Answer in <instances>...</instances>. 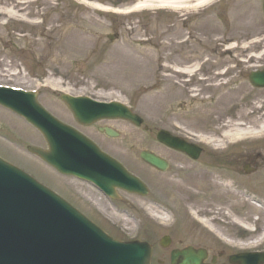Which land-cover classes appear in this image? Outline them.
<instances>
[{
  "label": "rangeland",
  "instance_id": "1",
  "mask_svg": "<svg viewBox=\"0 0 264 264\" xmlns=\"http://www.w3.org/2000/svg\"><path fill=\"white\" fill-rule=\"evenodd\" d=\"M87 1L120 8L135 2ZM12 4L20 7L14 9V18L0 15L2 83L30 89L35 87L37 80H54L53 84L87 92L115 90L131 100L138 113L146 123L153 124L155 130L158 126L152 123V118L163 116L167 123L163 125L172 126V121H178L188 129L203 130L212 135L221 129L207 126L211 115L216 114L219 119V115L231 113L232 118L240 120L243 113L253 116L264 113V109L261 112L255 109V102L264 101V89L254 88L248 79L250 71L264 67V61L257 65L255 61L249 62L250 56L264 53V46L256 45V40L263 36L256 33L264 30V0H219L205 8L204 11L209 13L200 17L197 16L199 13L185 16L175 10L152 9L128 18L94 9L77 0H0V8ZM207 58H211L212 68L209 64L204 66L202 83L192 91L198 96L192 98L188 96L190 90L186 89L188 81L181 79L183 74L177 75L174 68L193 61L205 63ZM229 64L232 77L218 79L223 76L219 72ZM152 86H156L155 91H150ZM201 90L203 93L199 92ZM44 94L40 103L59 111L55 102L46 100L48 97ZM62 110L63 116L68 115L67 109ZM126 123L124 126L121 123V137L139 138L138 152L145 148L155 149L172 161V169L159 176L139 158L132 156L134 158L129 160L131 164L136 161L137 170L145 172L155 180L159 190L169 194L171 209L178 213L183 190L195 193L190 186L202 181L198 176L193 180L184 178L181 171L191 168L198 172L200 168L188 165L178 155L173 157L160 150L162 145L155 139V131L146 132L143 126L137 128ZM0 125L1 153L53 183V170L26 151V145H42V137L21 117L2 106ZM263 125L249 129H260ZM219 176L220 170L215 168L213 181L219 180ZM234 180H244L253 188H261L258 196H264V169L244 179L237 174ZM236 201L244 202L238 195ZM138 211L139 214L125 210L113 216L124 230L120 237L128 239L138 234L141 239L151 241L155 245L153 264H170V257L159 242L164 234L171 233V224L160 225L158 220L151 218L149 209ZM137 215L140 218L133 219ZM254 215L251 214V218ZM261 218L264 224V215ZM179 235L174 236L173 246L178 243Z\"/></svg>",
  "mask_w": 264,
  "mask_h": 264
},
{
  "label": "flooded vegetation",
  "instance_id": "2",
  "mask_svg": "<svg viewBox=\"0 0 264 264\" xmlns=\"http://www.w3.org/2000/svg\"><path fill=\"white\" fill-rule=\"evenodd\" d=\"M194 64L195 62L193 61L179 67H190ZM209 68H212V66ZM209 71L210 70H207L206 72ZM203 76V68L201 64H199L192 72H184V75L179 77L183 80H191L190 86L193 90L200 83ZM211 76L215 77V75ZM230 77H232V74L227 73L223 75L222 78ZM155 87L156 86L152 88L154 89ZM54 102L59 111L48 106L46 107L50 109L57 119L71 127L75 134L80 133L87 140L93 142L101 151L108 154L112 159L121 162L129 170L131 169L124 159L125 157H138V155L141 154L136 149L137 145L134 143L139 139H123L121 137L122 128L121 124H119L121 122L120 120H101L92 125H84L63 101L58 99ZM61 108L67 109L68 115L63 116L65 114H62L64 111ZM214 118L215 116L211 120V125L224 128L223 130L229 126L228 122L232 121L228 114L219 119ZM107 127L111 128L116 136H110L105 130H102ZM75 144H77V142L73 140V145ZM145 150L162 155L155 149L146 148ZM166 151L172 156H180L188 165L200 168L198 172H196V170H191V168L187 172L185 171L183 173L185 174L184 178L193 180L198 176L202 181L201 184L199 183L200 181H198L196 184L193 183L194 185L190 186V189L193 191L195 190V193L183 190L182 196L184 200L180 202V229L172 232V235L170 234L172 243L174 241L172 240V236L174 238L177 233L180 234L179 240L174 246H169L163 250L167 256H171V252L174 249L183 250L193 248L199 252L200 256L205 257L203 259V264H232L231 258L239 254V252L221 244L214 236L207 232L202 225H198V223L194 221V216L210 225L213 230L220 233L226 239L241 244L250 241L264 230V228L260 226L252 235L251 211L245 202L236 201V195L241 197V194L236 193V190L239 188L235 185L234 181V177L237 174L240 178H244L249 176L252 172L256 173L259 172L258 170L261 168L264 169V145H248L236 151L233 149L221 155L213 153L208 148H201L200 156L197 159L191 158L186 153H178L169 148H166ZM82 152H84V150L78 147L77 153L79 155L82 157L88 156ZM129 152L137 153V156H135V154H129ZM204 167L206 168L204 169ZM215 168L220 170L221 175L216 182L213 181L212 177ZM152 170L157 173L154 168ZM89 171L93 174L99 173L98 170L91 166ZM87 174H89V172H86V166L84 168V174L82 175H77L75 172H71L70 174L62 173L55 168L53 188L71 204L100 224H104L105 220L101 210L106 209L105 206L107 203L130 206L133 204L130 201L131 198H142L139 197V195L129 194L118 187L113 189L112 194L116 196V198H113L111 194L105 192L96 182L87 178ZM220 178L222 180H220ZM241 182V188L245 189L247 183H245L244 180ZM226 184H228V186H226ZM148 185L150 188V195L147 197L149 199V207L154 209L164 207L165 203L162 199L167 198L166 193H156V186L152 181H149ZM102 203H105V205Z\"/></svg>",
  "mask_w": 264,
  "mask_h": 264
},
{
  "label": "water",
  "instance_id": "3",
  "mask_svg": "<svg viewBox=\"0 0 264 264\" xmlns=\"http://www.w3.org/2000/svg\"><path fill=\"white\" fill-rule=\"evenodd\" d=\"M251 81L256 86H264V70L253 72ZM28 108L23 110L14 105L15 95L0 92V103L14 108L37 124L47 137L50 152L30 148L45 160L53 163V139L42 126L39 117H47L33 96H25ZM69 103L70 100L67 99ZM119 116L140 125L143 120L132 114L127 108L119 106ZM39 119V120H38ZM159 139L178 150L195 156L193 146L164 132ZM143 158L158 168L165 169L163 160L143 154ZM0 168L7 169V205L0 208V222H7V230L0 232V264H151L152 248L144 242H119L101 231L67 202L61 200L23 171L0 159ZM10 175V176H9ZM122 176V175H121ZM119 184L135 191L139 184L126 175L118 177ZM27 186V195L21 186ZM109 184L106 183L107 187ZM136 186V187H135ZM164 243V242H163ZM242 264H263L264 256L243 257ZM242 259V260H243ZM202 258L195 252L176 251L172 255V264H202ZM241 263V261H239Z\"/></svg>",
  "mask_w": 264,
  "mask_h": 264
},
{
  "label": "bare ground",
  "instance_id": "4",
  "mask_svg": "<svg viewBox=\"0 0 264 264\" xmlns=\"http://www.w3.org/2000/svg\"><path fill=\"white\" fill-rule=\"evenodd\" d=\"M83 4L89 5L90 7H94L97 10H101V11H118V12H123L125 14L128 15H134V13L137 12H143L146 10H152V9H166V8H170V9H175V10H179V9H184L186 8V5L189 4L190 0H136V2H134L132 4V6L126 7V8H122V9H114V8H110L107 7L106 5H99V4H88L87 0H77ZM133 1V0H130ZM135 1V0H134ZM197 4L198 7H205L209 4H211L213 1L215 0H194ZM4 4L7 5V2H5ZM14 5V6H13ZM20 8L19 5L17 4H12V6H7V7H1L0 8V15H7L9 18H14L16 15L14 9ZM257 35H263L261 40L257 39L256 41V45L257 47H262L264 46V30H261L259 32L256 33ZM251 61H255L256 65L258 63H261L264 61V53L261 55H255V56H250L249 57V62ZM186 71H188V68ZM41 94H38V97ZM57 101V100H55ZM256 104V111L257 112H261L264 109V101H257L255 102ZM247 117L250 116V114H246ZM259 117H256L255 119H257ZM264 124V121L262 123V125ZM122 125L124 126V123L122 122ZM248 125H245L243 123H234L232 124L230 127H228L227 131H226V136L227 137H235L234 135H236V137L238 135H242L244 134L246 131L248 130H256V129H249L247 127ZM0 129H1V125H0ZM261 131H264V125L260 128ZM36 133L37 131L35 129H33ZM260 131V132H261ZM38 134V133H37ZM139 144L138 141H136L137 145ZM163 151V150H162ZM166 152V151H163ZM226 186H228V184H226ZM261 204V203H257ZM260 206V205H258ZM261 206H263V204H261ZM162 219H164V214H162Z\"/></svg>",
  "mask_w": 264,
  "mask_h": 264
}]
</instances>
